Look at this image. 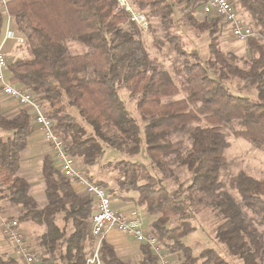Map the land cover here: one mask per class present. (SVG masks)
Wrapping results in <instances>:
<instances>
[{
  "label": "trees",
  "instance_id": "16d2710c",
  "mask_svg": "<svg viewBox=\"0 0 264 264\" xmlns=\"http://www.w3.org/2000/svg\"><path fill=\"white\" fill-rule=\"evenodd\" d=\"M132 1L139 10L160 19L164 32L161 44L171 43L182 60L180 86L167 69L155 63L140 38L143 27L129 19L117 0H8L7 12L26 35L27 50L26 56L8 64L10 80L37 94L55 120V130L65 139L68 152L86 166L100 160L105 144L130 155L140 153L145 145L157 164H161L162 155L175 153L192 174L189 183L175 190L160 185L143 164L120 160L115 165L122 164L125 176L117 178L121 191H136L140 206L150 214H160L150 223L151 229L166 251L178 256L179 264H229L211 248L195 255L184 242V236L194 230L188 209L197 192L207 195L211 207L223 216L217 237L229 253L245 264H264V242L226 189L223 177L231 165L225 154L230 146L224 133L226 124L238 120L241 129L235 131L236 135L264 148V0H237L240 12L246 13L263 37L246 40L252 57L247 68L236 64L233 54L217 45L221 16L197 19L196 12L206 0ZM176 5L183 7L196 30L209 32L213 58L207 62L172 30ZM5 21L6 12L0 6V37ZM126 21L132 29L123 26ZM70 39L83 42L88 50L71 53L66 43ZM209 67L218 68L217 75L213 76ZM85 71L90 72L88 77L81 75ZM231 75L255 84L257 100L231 92L223 82ZM123 83L138 94L140 119L132 116L120 94ZM180 91L187 93L186 99L172 98ZM71 107L78 110L91 130L69 110ZM191 122L198 123L190 132L191 148L178 151L181 142L173 140V133L186 129ZM0 129L11 134L0 137V182L7 184L3 197L21 205L28 219L46 225L42 243L52 251L63 245L59 257L64 264H86L92 242V198L77 191L51 156L45 155L41 174L47 203L39 208L30 194L29 180L18 174L20 153L33 132L32 116L23 107L7 117L0 108ZM140 169L145 174L144 183L138 180ZM94 181L107 187L106 182ZM228 183L240 193L251 218L264 222V178L240 170L230 175ZM171 214L180 215L181 226H168ZM141 252L139 264H160L148 245L141 246ZM101 256L105 264H131L119 257L107 240L102 243ZM0 264H16V260L0 253Z\"/></svg>",
  "mask_w": 264,
  "mask_h": 264
},
{
  "label": "rangeland",
  "instance_id": "374dc122",
  "mask_svg": "<svg viewBox=\"0 0 264 264\" xmlns=\"http://www.w3.org/2000/svg\"><path fill=\"white\" fill-rule=\"evenodd\" d=\"M237 7H239L238 4ZM146 13L148 15L147 21H149V25L147 28H143V31L140 33V38L143 40L155 63L158 64V66L167 69L172 74L177 85L180 86L181 80L184 76L181 67V57L171 43L166 42L165 44H161L160 40L164 38V32L161 27L160 19L151 12L149 13L146 11ZM241 16L248 23H250L246 13L242 12ZM196 17L197 19L201 20L214 18H209V16L203 14L201 11L196 12ZM173 20L174 25L172 30L181 36L185 45L189 49L198 50L200 57L204 62H207L209 59L213 58V53L210 50V42L212 39L209 32L207 30H196V28L193 27L192 24L187 20L182 6H175ZM123 26L125 28L132 29V24L129 23V21L124 22ZM219 28L220 29L216 34V43L218 47L226 53L228 52L233 54L236 64L247 68L252 58L250 56V45L248 41L235 39L231 34L228 23L224 19H220ZM257 33V38H263L258 31ZM66 43L73 54L85 53L88 50V46L77 39H70ZM26 55L27 50L23 45H20V50L14 53L15 59ZM7 60L10 61L8 57ZM216 69L218 68L211 69L209 67V71L213 76L217 75ZM89 73V71H85L81 72V75L88 77ZM223 82L231 92L247 96L251 100H257V87L255 84L233 75L229 76ZM119 90L132 116L140 119V113L137 109L136 103L138 94L132 93V91L126 87L125 83L121 84ZM186 97L187 93L185 91H180L172 98L186 99ZM69 110L77 117L80 122L88 127V124L85 122L84 118L79 115L76 108L71 107ZM204 123L205 121L202 124ZM197 124L198 123L196 122H191L188 124L186 129L173 133V140L175 139L181 142L178 147V151L186 152L191 148L192 138L190 136V132ZM88 128L91 130L90 127ZM238 129H241L238 120H232L226 124L224 128L226 138L230 142V146L226 148L225 154L228 155L231 165L229 166V170L224 172L223 177L225 179L224 181H226V189L230 192L237 203L242 206L244 212L246 213L248 219L247 221L251 222V225L256 227L258 234L264 242V222H259V220L257 221L251 218V214L242 204L240 193L236 189L231 188L228 183L230 175L240 170H244L247 173L256 176V178H264V148L253 145V143L246 137L241 138V136H237L235 131ZM108 133L112 134L111 131H108ZM9 135H11L10 132L0 129V137L5 139ZM104 148V155L96 164L92 165L93 167L91 168L90 166L84 165V163H82V159L79 157L76 158V161L79 167L85 169V171L89 173V177L91 175L90 178L107 183V188L112 198L118 196L117 194L126 192L121 191L117 180L119 176L123 178L125 177L121 168L122 164L120 163L119 165H115V162L120 160L143 164L147 170L159 180L160 185L166 186L169 190L178 189L180 184H187L189 181H191V172L187 169L186 165L182 164L176 158L175 153H171L170 155L166 156L162 155L160 159L161 164H157L156 160H154L151 155L147 153L145 145H143L140 153L134 155H130L123 150L112 151L111 147H109L107 144L104 145ZM32 172L34 177L28 179L30 184L32 183L30 194L38 201L39 208H43L47 203L45 184L42 181V175L38 169H35ZM18 174L21 175V172L18 171ZM144 175V171L140 169L138 171V180L140 183H144L146 181L144 179ZM6 190L7 184L0 182V198H2L0 200V213L8 218L19 220L20 227L22 226L21 231L23 237L25 238L26 242L29 243V246L33 248V251L41 256L42 264H64L59 257V254L63 251V245L58 246L56 251L49 250L42 243L43 234L46 231V225H40L28 219V217L25 216V209L21 205L14 204V202L12 203L6 197H3L4 193L7 194ZM130 192L133 193V191ZM81 194H85V192ZM134 194L138 196L137 192ZM137 207L141 208L145 212L149 222L157 219L160 215L159 213H148L143 208V206H140L139 204ZM188 215V220H190L194 230L188 235L184 236V242L191 246L193 254L200 255L205 249L211 248L215 250L222 258L228 261L229 264H245L240 257L231 255L228 249H226V245L219 241V238L217 237V227L221 223L223 216L218 212V210L216 211L211 207L210 198L207 195L202 192L195 193L193 199L190 201ZM59 222L61 225L64 224L62 220ZM181 223L182 219L180 218L179 214H171L167 224L172 228L181 226ZM3 233L6 243L9 245L8 254H10V256L17 255L14 251V248L12 249L13 254L10 253V248H12L13 245L6 236L5 231H3ZM169 255V258L173 264H179L178 256L176 254H170L169 252Z\"/></svg>",
  "mask_w": 264,
  "mask_h": 264
},
{
  "label": "built area",
  "instance_id": "2783aa9c",
  "mask_svg": "<svg viewBox=\"0 0 264 264\" xmlns=\"http://www.w3.org/2000/svg\"><path fill=\"white\" fill-rule=\"evenodd\" d=\"M7 1L0 0V3L7 8ZM117 3L126 11L131 21L136 22L144 29L148 27L147 14L139 10L132 0H117ZM199 11L209 18L221 16L228 23L232 36L237 40L244 41L258 36L255 28L241 16L236 0H206L200 6ZM9 38H13V34L8 31L0 45V88L2 93L15 99L29 111L32 122L37 126L42 137L52 146L56 167L72 183L77 184L81 191L92 198L94 205L90 226L92 242L89 253H87L86 264H105L101 256V246L113 230H119L133 237L135 241L148 245L150 250L158 256L160 264H170L168 251L158 238L159 236L154 233L151 227H148L143 212L138 208L126 212L117 210L113 206V199L108 188L92 180L85 169L78 166L76 157L68 152L65 139L55 130V120L45 110L37 94L22 84L12 82L11 78L7 76L8 60L3 46ZM24 41L23 37L18 38V42L23 43ZM2 226L15 253L26 264H42L41 256L33 251V248L23 237L18 219L5 218L2 220Z\"/></svg>",
  "mask_w": 264,
  "mask_h": 264
},
{
  "label": "crops",
  "instance_id": "0c3cea01",
  "mask_svg": "<svg viewBox=\"0 0 264 264\" xmlns=\"http://www.w3.org/2000/svg\"><path fill=\"white\" fill-rule=\"evenodd\" d=\"M0 6H1V9L4 12H6V21L4 24L3 33L0 37V45L3 42V39L5 38L8 31L13 34V38L7 39L3 46L4 52L6 53L7 57L10 60L8 61V64H9L12 61H16L24 57L23 56V57L15 59L14 53L20 50V45L24 46V44L18 42V38L20 39L21 37L25 38L26 35L23 32L19 31L18 29L19 25L17 24L16 19L13 16L8 14L7 8L3 7L2 5ZM7 76L11 77V72L9 71V68L7 71ZM0 104H1V107H0L1 112L4 115H7L9 117L17 114L20 111V109L23 108L15 99L5 96L2 93L1 88H0ZM32 124H33V132L31 133V136L29 137L26 148L22 150L20 153V162H19V169H18V171L21 172V176H24L27 179L34 177V174L32 171L35 169H38L42 173V165H43V159L45 155H50L52 160L54 159L53 149H52L51 144L42 137L37 126L33 122ZM111 149L112 151L115 150L113 148ZM39 166H40V169H39ZM91 167L93 166L91 165L90 168ZM41 178H42V181L44 182L43 176H41ZM72 185L75 189L80 190L77 184L72 183ZM79 192L84 193L81 190ZM134 193H136V191H133V193L129 191V192H125V193L122 192L120 194H117L118 196L112 198L113 206L121 212H126L134 208L135 209L138 208L139 210L143 212L145 216V222L147 223L148 227H151L150 226L151 222H149V220L147 219L145 212L141 208L137 207L138 206V202L136 198L137 196ZM1 199L2 198H0V200ZM5 218H8V217L3 216L0 213V253L1 255H3V257H6V258L11 257L14 260H16V264H26L25 261L22 258H20L18 255L10 256V254H8L9 245L6 243L4 239V233H3L4 230L2 226V220ZM105 240H107L109 243H111L114 246V248L116 249V253L119 255V257L130 262L131 264L132 263L139 264L141 259L143 258V253L141 252V246H144L145 244L135 241L133 237L119 230L111 231L110 234H108L107 239ZM12 249L13 247L10 248V253L13 254ZM170 264H173V263L171 262Z\"/></svg>",
  "mask_w": 264,
  "mask_h": 264
}]
</instances>
